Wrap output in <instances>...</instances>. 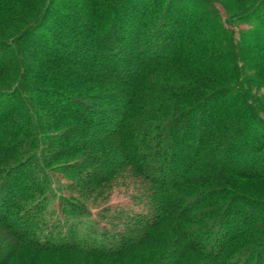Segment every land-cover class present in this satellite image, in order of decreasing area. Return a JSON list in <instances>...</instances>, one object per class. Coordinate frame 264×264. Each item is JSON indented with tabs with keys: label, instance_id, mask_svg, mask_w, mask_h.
<instances>
[{
	"label": "trees",
	"instance_id": "16d2710c",
	"mask_svg": "<svg viewBox=\"0 0 264 264\" xmlns=\"http://www.w3.org/2000/svg\"><path fill=\"white\" fill-rule=\"evenodd\" d=\"M0 264H264V0H0Z\"/></svg>",
	"mask_w": 264,
	"mask_h": 264
},
{
	"label": "rangeland",
	"instance_id": "374dc122",
	"mask_svg": "<svg viewBox=\"0 0 264 264\" xmlns=\"http://www.w3.org/2000/svg\"><path fill=\"white\" fill-rule=\"evenodd\" d=\"M240 27H245V26L241 25ZM54 176H55L54 183H56V178L60 179L61 184H65L66 182L69 181L60 173L54 174ZM65 191L66 190L63 186L62 192L65 193ZM135 193L136 192L134 191V189L130 184L127 186H123V185L114 186L110 191V193H108L107 196H105L103 199L98 201L97 204H93V203L87 204V208L89 211V213H87L88 215L86 216L87 219L96 220L99 226L109 227L111 225V222L116 223V219L118 220V218H113V217H117L121 213H124L125 216L127 213L132 214L141 211L143 209V206L139 202H137L136 198H134ZM51 202L56 206L59 204L57 198L52 200ZM121 215L123 216V214ZM110 217L113 219V221L108 220L111 219ZM121 219L122 218H120L119 222H117L118 228L120 227Z\"/></svg>",
	"mask_w": 264,
	"mask_h": 264
}]
</instances>
